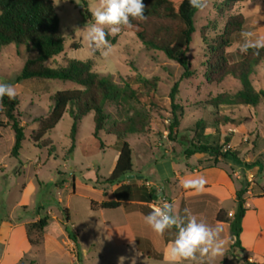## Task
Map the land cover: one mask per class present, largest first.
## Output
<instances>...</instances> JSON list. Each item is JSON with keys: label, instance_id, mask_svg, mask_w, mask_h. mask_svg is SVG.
I'll return each mask as SVG.
<instances>
[{"label": "rangeland", "instance_id": "1", "mask_svg": "<svg viewBox=\"0 0 264 264\" xmlns=\"http://www.w3.org/2000/svg\"><path fill=\"white\" fill-rule=\"evenodd\" d=\"M53 2L60 18V31L65 37V47L60 56L45 65L57 69L65 66L68 59L90 62L92 71L105 78L118 92L132 88L137 93L138 101L110 102L105 106L110 117L108 127L116 125V129L121 130L131 119L137 121L138 125L141 123L145 126L143 133L130 134L126 139L133 148L136 169L143 165L153 166L155 161L168 157L181 164L186 150L201 141H218L223 151L244 152L241 155L245 156L246 151L243 150L249 145L250 132L256 128V124L250 119L251 108L236 104L235 95L241 89V84L230 76L218 82L217 75L208 82L206 73L213 59L212 48L223 35L230 18L243 16L245 24L242 31H252L256 36H264V0H210V7L198 12L196 33L188 54L194 75L185 80L181 79L183 70L175 61L160 51L148 50L137 38L135 31L127 28L116 37H108L113 45V52L108 58L101 57L99 52L91 54L81 30L93 22L90 9L96 5L97 0ZM241 42L240 34L237 43L226 52L237 54L239 51L235 45ZM34 57L33 52L16 44L2 48L0 52V82L15 86L20 100L17 110L22 115L21 124L25 128L19 158L9 155L15 142L14 131L11 127L0 128V222L31 224L45 218L49 212L65 218V211H68L76 229H84L87 207L84 196L90 193L84 187L86 182L82 175L87 174V169L90 168L109 177V171L118 156L111 147L116 138L102 133L101 139L106 148H101L93 136V114L87 115L78 123L76 136L73 138L75 122L69 114H65L55 130L46 137L55 151L50 154L48 150L35 147L29 138L38 129V121L49 114L50 98L59 91L76 90L80 87L59 79H32L17 83L26 61ZM235 59H239V55ZM251 80L253 84L259 82L264 85V60L254 66ZM177 84L179 92L176 101L172 103L170 94ZM255 88L264 89H259L258 86ZM214 102H220L221 105L214 107ZM173 104L180 109L175 110ZM2 110L0 105V114ZM174 111L179 116L180 126L170 135ZM217 118L221 119L220 122ZM224 118L234 120L238 124L236 129L221 122ZM198 123H204L206 129L202 131L197 127ZM215 128L219 129L218 133H215ZM220 163L229 165L230 162L222 160ZM234 166L236 164L232 168ZM73 178L76 179V194H72ZM243 180L242 177L241 182ZM64 186L68 189L64 190ZM165 200L168 201L167 198ZM249 203L252 209L264 214V198L254 199ZM76 229L70 224L71 233ZM116 256L123 257L118 251ZM94 257L97 262H104L102 257ZM244 257L245 254L241 253L237 259H232L227 264H245ZM56 258L57 256L46 259L43 253L36 256L37 264H56Z\"/></svg>", "mask_w": 264, "mask_h": 264}, {"label": "trees", "instance_id": "2", "mask_svg": "<svg viewBox=\"0 0 264 264\" xmlns=\"http://www.w3.org/2000/svg\"><path fill=\"white\" fill-rule=\"evenodd\" d=\"M143 2L146 5L147 20L142 23L134 21L133 26L127 29L135 31L137 38L148 50L160 51L175 61L183 70L182 80L191 79L194 72L188 54L196 33L198 11L189 6L188 0H143ZM86 13L90 16L87 10ZM244 24L245 19L241 15L228 20L223 35L217 39L212 48L213 59L209 63L206 78L208 82L212 81L214 75L219 76L218 82L227 76L237 79L241 89L235 95L236 104L250 108L264 104V90L257 91L251 80L254 66L264 60V50L259 56L253 55L251 51L246 55L239 52L237 54L226 52L234 43H237ZM12 44L24 46L29 52L35 54L34 58L26 61L16 80L17 83L32 79H59L75 83L80 87L76 90L59 91L50 98V112L38 121V129L30 135V142L40 150H48L51 154L55 148L46 140V137L55 130L65 114H69L75 122L72 130L73 138L76 136L78 123L87 115L93 114L95 126L93 136L102 149L104 148L102 133L115 137L116 143L113 148L119 153L115 168L104 183L115 185L125 181L126 177L133 173V149L126 141L127 136L143 133L145 126L141 123L138 125L137 121L131 119L121 130L116 129V125L108 127L110 117L105 111V106L110 102L138 101L137 93L132 88L118 92L105 78L92 71L90 62L68 59L65 66L57 69H51L45 65L60 56L65 47V37L60 31V18L53 0H0V52L2 48ZM238 55L239 59H235ZM178 92L177 84L170 94L172 103L176 101ZM220 102L218 104L214 102L212 105L218 107L221 105ZM19 105L20 100L17 96L14 100L5 97L1 105L3 110L0 114V128L11 127L15 134V142L10 154L12 158H19L25 139V128L21 124L22 115L17 110ZM173 108L180 109L175 104ZM172 115L170 135L180 126L179 116L175 111ZM220 120L217 118L218 122ZM223 121L227 126L234 128L238 126L231 118H224L221 122ZM205 126L204 123L197 124L202 131L206 129ZM218 132L219 129L215 128V133ZM196 154L207 156L206 160L201 161L204 167H216L222 160L242 168L252 167L241 161L240 153L223 151L218 141L206 143L201 141L193 144L186 150L185 158L189 159ZM249 185L247 181L242 182L237 192L236 213L232 218L229 219L224 212H220L217 216V221L230 223L231 233L235 238L231 253L236 249H242V222L247 211L245 196ZM154 200L155 198L150 196V201ZM120 206L121 204L115 202L91 203L94 211L113 210ZM65 213L67 217V211ZM50 222L51 218L46 216L26 226L29 242L32 245L41 244L42 236ZM73 240L76 241L75 238ZM245 264H249L247 259Z\"/></svg>", "mask_w": 264, "mask_h": 264}, {"label": "crops", "instance_id": "3", "mask_svg": "<svg viewBox=\"0 0 264 264\" xmlns=\"http://www.w3.org/2000/svg\"><path fill=\"white\" fill-rule=\"evenodd\" d=\"M254 85L259 89L264 88L263 83L254 82ZM250 108V119L256 124V128L250 132L249 145L243 150L246 151L245 156L241 155L244 152L240 153L241 161L252 165L250 169L237 165L232 168V162L229 165L219 163L216 167H204L201 163L207 157L204 154L182 159L181 164L168 157L155 161L153 166L143 165L137 169L133 163V173L130 175L140 178H126L121 183L108 185L104 183L108 177L102 176L99 170L88 168L87 174L82 175L86 182L84 187L90 193L84 196L87 201L84 229H76L75 222L69 215L64 218L49 212L46 216L51 218L50 225L42 236L41 244L34 246L29 242L26 230L30 223L13 224L10 221H1L0 264H37L36 256L39 253H43L46 259L57 256L56 264H121L116 251L123 255V264H133V260L135 264H166L164 253L167 243L175 237V229L159 237L143 220L151 211L152 205L160 202L157 189L161 190L164 199L167 198L170 203L175 204L181 215L188 208L198 219L222 227V235L228 240V245L226 255L222 260L218 259L216 264H227L230 260L237 259L241 253L245 254L244 260L247 259L249 264H264V214L252 209L249 203L254 199L264 198V104ZM115 165L116 163L111 167L110 175ZM200 175L207 180L202 192L197 193L181 187L184 178ZM242 177L243 181L250 184L245 196L247 211L242 222V249L231 253L235 238L231 233L230 223L217 221V216L220 212L226 213L229 219L235 215L237 192L242 186ZM75 183L76 179L73 178L72 194H76ZM63 188L68 189L67 186ZM150 196L155 200L151 202ZM92 202H115L121 206L113 210L94 211L91 208ZM70 224L77 231L71 233ZM94 256L102 257L104 262H97ZM65 260L66 263H63Z\"/></svg>", "mask_w": 264, "mask_h": 264}, {"label": "clouds", "instance_id": "4", "mask_svg": "<svg viewBox=\"0 0 264 264\" xmlns=\"http://www.w3.org/2000/svg\"><path fill=\"white\" fill-rule=\"evenodd\" d=\"M189 6L203 12L210 7V0H188ZM259 7V5H258ZM93 22L87 24L81 31L91 54L99 52L103 58H108L113 52L109 36L116 37L125 28H131L133 22L142 23L147 20L146 5L143 0H97L90 9ZM242 42L235 45L241 54L259 56L264 50V36H256L252 31L241 32ZM17 96L13 84L0 82V105L7 97L14 100ZM207 184L203 175L186 177L181 181L185 190L202 192ZM158 204H153L151 211L143 217L144 223L159 237L175 229V237L167 243L164 253L166 264H216L226 255L228 240L222 235L220 225H210L198 219L190 209L185 208L181 215L174 203L164 199L160 189H157ZM123 264L124 257L120 258ZM135 264V260H133Z\"/></svg>", "mask_w": 264, "mask_h": 264}, {"label": "water", "instance_id": "5", "mask_svg": "<svg viewBox=\"0 0 264 264\" xmlns=\"http://www.w3.org/2000/svg\"><path fill=\"white\" fill-rule=\"evenodd\" d=\"M126 178H127V180H135V179L140 178V177L137 175H128Z\"/></svg>", "mask_w": 264, "mask_h": 264}]
</instances>
